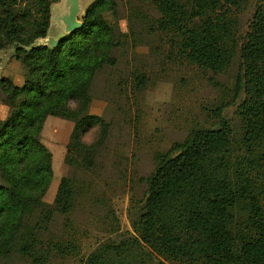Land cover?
<instances>
[{"label": "trees", "instance_id": "1", "mask_svg": "<svg viewBox=\"0 0 264 264\" xmlns=\"http://www.w3.org/2000/svg\"><path fill=\"white\" fill-rule=\"evenodd\" d=\"M128 0L129 21L148 34L172 37L177 53L214 73L241 60L236 133L218 109V126L198 128L170 152L155 155L144 179L148 197L134 221L136 234L106 243L84 264H264V0L240 44L236 13L244 0ZM150 5L157 16L141 9ZM117 0H94L83 28L56 48L34 46L50 28V0H0V50L13 48L24 84L0 79L9 113L0 118V262L18 256L31 264L77 254L72 242L50 238L56 214L71 215L77 197L72 178L62 177L51 206L44 198L54 178L53 154L42 141L49 117L73 123L65 163L94 168L96 144L86 145L89 127L107 124L90 113L92 85L114 66L120 45Z\"/></svg>", "mask_w": 264, "mask_h": 264}, {"label": "rangeland", "instance_id": "2", "mask_svg": "<svg viewBox=\"0 0 264 264\" xmlns=\"http://www.w3.org/2000/svg\"><path fill=\"white\" fill-rule=\"evenodd\" d=\"M51 1L54 4L55 0ZM93 1L82 0L81 21ZM117 2L121 43L112 53L116 64L97 74L91 90L90 113L103 119L106 132L100 141L102 126L94 125L82 139L86 145L97 146L94 168L85 170L78 164L65 163L71 121L49 117L42 132V141L53 154L54 169L45 203L53 204L62 177L72 178L77 191L72 214H56L50 228L51 239L74 243L77 254L54 258L51 264H84L100 246L136 237L133 224L148 197L144 179L154 172L155 155L170 152L194 129L218 126V109H222V116L234 131L240 132L238 108L245 95L239 84V55L221 73L193 65L173 48L172 37L160 32L150 35L140 22L129 21L128 0ZM260 3L261 0H244L243 8L236 13L240 44ZM54 6V13L62 12V7ZM133 8L149 17L157 16L149 4ZM50 33L67 36L56 19ZM3 64L4 76L23 86L22 64L6 57ZM0 115H7L1 100ZM0 264L31 263L14 256ZM152 264L174 263L153 256Z\"/></svg>", "mask_w": 264, "mask_h": 264}, {"label": "water", "instance_id": "3", "mask_svg": "<svg viewBox=\"0 0 264 264\" xmlns=\"http://www.w3.org/2000/svg\"><path fill=\"white\" fill-rule=\"evenodd\" d=\"M62 7L61 11L53 12V7ZM51 6V18L50 24L56 19L58 25H61L64 29V35H71L78 32L83 28V22L79 19V16L82 12V0H61L60 4H54ZM83 15L82 19L84 18ZM63 35V34H62ZM61 35V36H62ZM61 36L55 37L53 35L46 38H41L36 41L34 46H48L51 48H56L61 40L64 38Z\"/></svg>", "mask_w": 264, "mask_h": 264}, {"label": "crops", "instance_id": "4", "mask_svg": "<svg viewBox=\"0 0 264 264\" xmlns=\"http://www.w3.org/2000/svg\"><path fill=\"white\" fill-rule=\"evenodd\" d=\"M50 2H51V6H52L54 4H60L61 0H57V1L55 0L54 4H53V2L51 0H50ZM50 29H51V24H50V28H49V31H48V36H51ZM1 52L4 53V54H2ZM12 52H13V48H10L8 50H0V79L3 78V77H7V76H4V64H3V60L5 59V57L7 58V60H10V61L15 60L13 58V53ZM0 100H1V97H0ZM7 115H8V109H7ZM7 115H6V117H7ZM0 118L1 119H5V118H2L1 115H0Z\"/></svg>", "mask_w": 264, "mask_h": 264}]
</instances>
